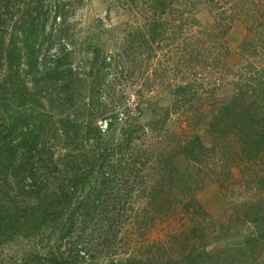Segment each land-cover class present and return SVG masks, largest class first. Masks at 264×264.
Instances as JSON below:
<instances>
[{
  "label": "rangeland",
  "instance_id": "rangeland-1",
  "mask_svg": "<svg viewBox=\"0 0 264 264\" xmlns=\"http://www.w3.org/2000/svg\"><path fill=\"white\" fill-rule=\"evenodd\" d=\"M208 1L167 0V14L157 17L167 22L166 30L156 43L144 45L152 0H0V84L10 73L8 49L17 47L23 59L13 69L30 91L46 92L45 84L34 85L43 78L56 86L47 94L53 109L41 107L33 118L39 127L63 125L71 132L73 119L78 126L93 121L101 127L113 120L118 131L110 147L136 163L119 174L129 182L120 205L130 216L119 221L113 250L114 258L130 264L170 258L189 263L198 257L186 259L193 249L207 250L219 264L264 258L263 235L255 234L261 227L255 218L264 221V163L242 161L239 154L227 159L233 148L216 145L217 131L209 129L216 104L239 87H257L248 91L250 101L264 96V0H232L236 16L227 37L216 25L218 6ZM245 5L250 14L241 9ZM26 91L23 84L17 89L19 102ZM128 119L133 139L141 134L139 125L145 128L141 139L125 140L121 123ZM194 136L201 147L193 146L190 154L186 146ZM233 144L239 152L241 142ZM21 165L17 160L8 170L0 168V189L29 214L28 196L19 195L29 182L25 172L19 175ZM95 233H87L88 249L98 248L88 241ZM23 245L15 243L13 252L0 246V264H16Z\"/></svg>",
  "mask_w": 264,
  "mask_h": 264
},
{
  "label": "trees",
  "instance_id": "trees-1",
  "mask_svg": "<svg viewBox=\"0 0 264 264\" xmlns=\"http://www.w3.org/2000/svg\"><path fill=\"white\" fill-rule=\"evenodd\" d=\"M152 1L150 7L153 17L147 18L148 31L142 34L144 45L149 42L156 43L162 36L166 30V21L157 17H165L172 5L167 0ZM231 1H208L209 4L214 6L215 3V6H218L220 17L216 25L219 34L224 37L236 16L235 8L229 6ZM246 1L241 0L243 3ZM185 4L188 5V2L185 1ZM240 7L246 13H251L247 5ZM173 33L176 34L174 31ZM8 51H13L6 58L10 73L6 74L2 85L0 84V168L8 170L20 160L22 165L19 166V175L25 172V180L29 182L26 183L27 189H23L19 195L24 199L28 196L30 207L28 214L21 209L16 198L8 191L0 189V246L8 252H13L15 243H24L16 252L22 254L16 264H130L128 258H114L116 254L113 250L116 249V240L121 228L119 221H126L130 216L120 205L124 206L127 201V198L123 201L126 194L123 186L129 182H125L119 174L121 168L132 171L136 163L134 165L128 159L119 157V152L110 147L118 131L116 127L112 128L114 121H109L105 127L95 125L93 121L81 127L77 125L79 122L73 119L71 132L63 125L39 127L37 120L33 118L41 107L54 104V100L47 98V94H52L56 86L43 78L34 80V85L45 84L46 92L43 88H40L38 95L30 91L26 81L19 78V70L13 69L22 63L21 50L14 47ZM106 57L101 59L105 69ZM106 75L107 73L100 75L97 85ZM22 84L26 85L28 92L20 97L24 101L19 102L17 89ZM8 89L12 90V93L5 91ZM249 90L255 92L257 87L247 83L246 88L239 87L235 95L220 100L219 105L216 104L209 129L212 132L217 131L216 145L222 141L226 146L233 148L227 150V159L232 158L233 154H239L242 155V161L256 163L261 160V163H264V96L250 101L246 98ZM65 119L71 121L68 113ZM62 121L63 119L59 120ZM128 121L130 119L121 123L124 125L125 134L128 135L125 140L133 142L141 139L146 133L145 128L139 125L138 132L141 134L133 139L131 135L135 132ZM241 134L244 136H237ZM252 135L255 140L251 138ZM237 140L241 142L239 152L233 144ZM200 142L199 136L190 139L186 146L188 153L191 154L193 146L200 148ZM143 152L139 149L138 156ZM112 154L118 156L114 158L120 163L110 158ZM200 210L202 211L201 208ZM255 219L261 221V227L255 234L260 233L264 238V221ZM93 231H96L94 235H97L98 240L94 241L92 235L88 241L98 248L88 249L84 245L87 233ZM196 256L198 257L194 260ZM98 258H101L99 263L95 260ZM187 258L193 259V262L178 263L170 258L163 264L220 263L207 250L196 253L193 249ZM254 264H264V258L256 260Z\"/></svg>",
  "mask_w": 264,
  "mask_h": 264
},
{
  "label": "crops",
  "instance_id": "crops-1",
  "mask_svg": "<svg viewBox=\"0 0 264 264\" xmlns=\"http://www.w3.org/2000/svg\"><path fill=\"white\" fill-rule=\"evenodd\" d=\"M231 36H233V32H230V34H229L228 38L230 37V39H231ZM226 37H227V36H226ZM240 39H241V38H240ZM240 39L238 40V42H240V41H241ZM238 42H237V43H238Z\"/></svg>",
  "mask_w": 264,
  "mask_h": 264
}]
</instances>
